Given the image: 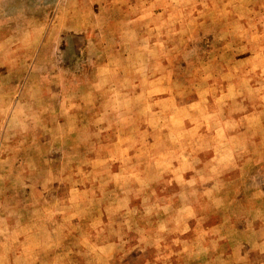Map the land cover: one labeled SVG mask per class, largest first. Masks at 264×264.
I'll use <instances>...</instances> for the list:
<instances>
[{
    "label": "rangeland",
    "instance_id": "1",
    "mask_svg": "<svg viewBox=\"0 0 264 264\" xmlns=\"http://www.w3.org/2000/svg\"><path fill=\"white\" fill-rule=\"evenodd\" d=\"M0 264H264V0H0Z\"/></svg>",
    "mask_w": 264,
    "mask_h": 264
}]
</instances>
